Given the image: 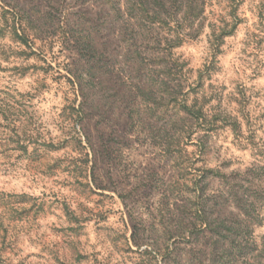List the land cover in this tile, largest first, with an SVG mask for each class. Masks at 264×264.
<instances>
[{
    "label": "rangeland",
    "instance_id": "obj_1",
    "mask_svg": "<svg viewBox=\"0 0 264 264\" xmlns=\"http://www.w3.org/2000/svg\"><path fill=\"white\" fill-rule=\"evenodd\" d=\"M50 1L0 0V264H264L263 249L232 254L198 219L204 195L239 214L238 188L264 193V0H240L235 31L186 94L225 2L206 0L198 36L169 52L131 39L121 19L102 25L98 3L68 0L60 14ZM11 3L34 21L28 45L12 34ZM79 16L98 22L84 25L87 58L73 42ZM253 233L264 242V219Z\"/></svg>",
    "mask_w": 264,
    "mask_h": 264
},
{
    "label": "trees",
    "instance_id": "obj_2",
    "mask_svg": "<svg viewBox=\"0 0 264 264\" xmlns=\"http://www.w3.org/2000/svg\"><path fill=\"white\" fill-rule=\"evenodd\" d=\"M67 1L68 0H52L50 1L51 5L49 6L56 12L60 11L59 13L61 14L63 6ZM83 1H92L93 3H98L100 5L99 8L102 12L100 13L102 14L101 18L104 20L102 25L107 22V19L111 20V18H114V21L121 19V26L123 27V30L131 32V39H136V33L139 34L142 32L140 35L142 44L155 40L157 44L163 45L165 51L167 50L169 52L181 45L186 38L188 39L196 37V35L198 36L200 29L203 27L201 20L207 6L206 0ZM219 1L225 2L231 10L223 16L222 20L220 19L218 23L213 22V20L210 22V25L208 26L210 28L208 41L211 49L209 59L206 60L202 68H198L196 79L193 80V82H189V89L185 92V94L196 88L198 85L200 87L203 78L205 76H209L216 59V54L218 53L220 46L223 44L224 38L230 36L239 24V18L236 11L240 0ZM55 4H57V7ZM7 6H9V8L4 9V12L10 15L12 34L14 38L20 43L28 45L31 40L29 39V33L26 28L27 26H32L34 24L31 14L21 8L18 3H11V6ZM85 15L82 14L83 17H85ZM96 15L98 16L99 13ZM82 16L78 17L79 21L81 19L78 26H84L85 23H90L92 26L98 25V22L97 24H94V20L92 22L91 19L93 18H90V22L89 19H82ZM259 19H262L261 14L259 15ZM62 24L64 25L66 22L64 21ZM74 31H76L77 34L73 37V42H75L76 46H79L80 51L83 53V58H87L88 55L84 53L88 51L95 42L92 32L90 31L89 26H84L83 29H75ZM147 36L153 37L148 39ZM169 55H171V53ZM177 61L178 60L175 59V61L172 62L173 69L177 70V72H181V68L178 69ZM86 85V83L78 82V86H80L78 90L82 94V99H84V101L87 97L83 93ZM84 101L81 100L77 106L71 107V120L75 124L83 118L82 113L83 105L85 103ZM180 107L186 115L196 119L197 121H201L199 122V125H205V118L202 116V111L204 109L202 107L195 110L196 105L188 103L186 100ZM207 173L212 174L213 176H218V172H215L214 170H207ZM201 178H203V175ZM247 189L250 190L249 187H247ZM240 191L241 188H238L234 192L240 203L237 206L239 207V214H233L225 207L228 202L226 205H221L219 200L221 198L223 199L224 195H220L216 198V200H213L211 206H214L211 208L209 207L210 203L206 201L207 197L205 195L202 197L201 207L198 211V219L202 224V230H208L212 234L213 238L226 243V247L228 248L227 251H231L232 254L236 251L239 252L241 248L243 249V242L249 243L252 247V251H260L263 249L264 252V242L260 245L256 243L253 233L254 227L260 225L261 221L264 219V201L262 200L264 193L259 194L258 190H255L252 192V199L249 200V196L245 199L243 196H240ZM243 192L246 193L245 188ZM225 201H228L227 197ZM225 256L227 257V255Z\"/></svg>",
    "mask_w": 264,
    "mask_h": 264
}]
</instances>
